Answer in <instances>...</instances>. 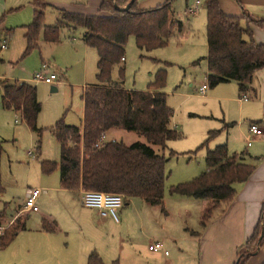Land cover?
<instances>
[{
    "label": "rangeland",
    "instance_id": "374dc122",
    "mask_svg": "<svg viewBox=\"0 0 264 264\" xmlns=\"http://www.w3.org/2000/svg\"><path fill=\"white\" fill-rule=\"evenodd\" d=\"M147 1L145 9L155 8L165 0ZM194 1L172 0L175 18L182 21L183 29L180 33L175 29L165 46L141 50L136 47L134 37L129 36L124 45V60L112 68L113 81L121 80L126 89L140 91L147 89L159 70H165L162 92L166 94V104L173 112L171 126H176L175 130L181 134L180 138L168 141L164 150L168 160L165 163L162 206H150L134 198L119 209L120 223L116 224L102 222L90 210L78 207L77 198L60 187L57 169L44 173L40 165L42 161H59V146L52 131L58 121L66 125H81L83 88L97 83L95 49L84 44V29L70 24L69 28L59 29L55 42L45 41L41 30L37 45L25 54V27L34 16L32 0H0V46L6 44L5 49L0 47V82H24L35 86L41 106L36 120L40 129L38 135L29 128L20 112L3 107L0 86V215L6 222L3 224L5 228L15 221L10 219L17 213V218L26 225V230L20 231L6 248L0 250V264H86L85 257L92 251L100 255L105 264H111L110 260L114 257L119 263V256L124 260L128 255H140L144 259L148 239L144 231L139 234L133 229V222L141 215L157 233L166 230L169 223L173 224L178 214L177 207H180V200H175L180 196L170 195V186L189 181L202 172L207 149L226 142L233 145L234 152L243 150L245 141L238 128V107L221 98L230 96L232 84H220L214 88L207 85L206 63L202 59L207 53L206 11L204 0H201L197 13L187 15L186 5ZM44 2L47 3L42 20L45 27L56 24L60 14L55 7L63 8L61 4L77 2L78 13L103 14L97 11L91 0ZM258 28L263 29L264 26ZM195 61L198 62L192 64ZM43 63L48 73L57 76L53 84L33 80V74L42 69ZM202 84L207 86L203 94L198 92ZM52 85L57 88L56 91L50 90ZM232 121L237 124L229 129L228 134L222 132L200 147L207 139L208 131L217 130L223 122ZM115 131H107L106 140L117 138ZM120 131L122 136L118 140L125 144L135 141L149 144L142 136ZM151 147L160 152L157 146ZM169 151L175 154L169 156ZM30 188H40L45 192L37 200L39 211L28 214L22 210V205ZM183 201H192V207L201 204L193 198ZM194 209H189L191 215L181 214L180 218L187 220L190 229L193 228V221L195 224L197 220L192 216L195 215ZM42 218L56 219L59 230L52 234L40 230ZM165 240L159 242L171 252L170 247L164 245ZM244 251L245 248L241 253Z\"/></svg>",
    "mask_w": 264,
    "mask_h": 264
},
{
    "label": "trees",
    "instance_id": "16d2710c",
    "mask_svg": "<svg viewBox=\"0 0 264 264\" xmlns=\"http://www.w3.org/2000/svg\"><path fill=\"white\" fill-rule=\"evenodd\" d=\"M113 1L117 4L115 8ZM130 0H102L99 11L103 14L85 15L56 8L60 18L52 27L42 24L44 0H32L34 16L25 28V54L34 48L39 32L44 40L54 42L58 31L64 26H80L84 29L83 42L97 53L96 80L83 93L81 125H66L58 121L52 128L59 146V161H42L41 170L50 173L57 169L60 187L72 192L94 190L117 193L123 203L139 198L150 206H162L165 188L164 155L167 142L181 137L171 126L172 109L166 104L162 92L166 71L159 70L146 90L126 89L121 80L113 81L114 65L123 59L124 45L133 36L141 50H153L168 43L174 30L181 23L174 18L172 0H165L155 8L138 9L133 0L127 10L123 8ZM206 10V81L209 88L234 81L240 93L250 88L254 73L264 68V44L252 40L250 25L263 27V18L225 14L218 0H204ZM243 22L245 25H243ZM248 36V39L244 37ZM198 61L193 62L196 64ZM120 68V74L122 73ZM1 100L4 108L20 112L29 128L40 134L36 120L41 110L36 87L27 83L0 82ZM118 128L145 138L151 145L135 141L125 144L121 140L103 142L110 129ZM221 129L210 130L207 139L219 135ZM2 151L0 143V152ZM175 153L169 151L168 155ZM245 153H229L226 144L207 149L204 162L206 169L193 179L172 185L169 194L207 201L201 213V225L211 216L212 210L230 203L235 197L237 183L245 182L254 167L244 161ZM25 222L16 219L0 235V250L6 248L25 230ZM41 229L53 232L54 227L43 220ZM264 237V206L259 222L245 243V251L239 252L234 264H244L261 245ZM87 264H103L100 256L92 251ZM113 264H118L115 261Z\"/></svg>",
    "mask_w": 264,
    "mask_h": 264
},
{
    "label": "crops",
    "instance_id": "0c3cea01",
    "mask_svg": "<svg viewBox=\"0 0 264 264\" xmlns=\"http://www.w3.org/2000/svg\"><path fill=\"white\" fill-rule=\"evenodd\" d=\"M157 1L158 0H156V2ZM197 1H199L197 7L192 13L189 12L188 9L194 7ZM101 2L102 0H91V3L98 8H96L97 11H99V5ZM147 2V0H137V8L141 10L145 9L148 5ZM200 2L201 0H195L192 4H187L185 7L186 14L189 16H194L199 9ZM75 4H77V2H74V4L66 3V5H61L64 6L63 9L65 8L64 10L66 11L78 13L79 10H77L78 8ZM218 4L220 9L227 15H245L251 18L264 19V0H218ZM180 23L181 27L178 33H180L183 29L182 21H180ZM64 27L69 28L68 26ZM250 37L256 43L264 44V28L260 29L256 26L252 27ZM244 38L248 39L249 37L245 36ZM204 57H202V59H204ZM123 60L124 58L122 61ZM221 84H232L231 86H233L231 87V90L229 89L230 96H223L221 98L227 102L236 104L238 107V128L241 138L245 142L243 144L244 146H242L243 150L236 153H245L244 161L253 165L254 167L251 175L245 182L234 185L236 191L234 199L228 204H221V206L215 207L212 210L211 216L205 221L204 225H201V213L207 208V201L201 199H195L201 202L199 207H192L194 206L192 201H183L190 200V198L179 197L180 199H175L180 200L178 201L180 207H177L178 214H176L177 212L175 211L176 218L173 224L168 222L170 226L166 228V230H160L158 233L151 228L149 223H147V219H144V217H141L140 215L138 220L133 222V229L138 230L139 234H142L144 231V236L148 239L144 259H142L140 255L138 257L128 255L125 256L124 260L121 256H119V263L114 257L110 260L111 264H113L115 261H117L118 264H234L238 253L243 250L245 243L259 222L261 210L264 206V68L259 69L254 73L251 79L250 88L245 93L239 92L238 85L234 81ZM87 86L88 85L84 86L83 91ZM243 95L246 97V99H243ZM251 123H255L259 128L262 129L263 136L260 138H255L251 144L247 146L246 136ZM234 124H237V122H223L221 127L222 132L228 134L229 129L232 128ZM172 128L176 129V126L172 125ZM114 129H116L115 134H117V138H113L112 140H118V138H121L122 136L120 131L121 129ZM105 141L108 140H106L104 135L103 142ZM224 144L227 145L229 153L234 152L232 144L229 145L226 142ZM205 169L206 166L202 171ZM62 190L69 193L72 197L77 198L76 203L78 204V207H84L81 204L83 190H78L77 192H72L63 188ZM133 199L134 198L129 199V202ZM190 208H195L193 212L195 215L192 216L196 217L197 219L195 224L193 221L192 229L187 226V220L180 219L182 217L181 214L186 216L191 215V211L189 210ZM86 209L90 210L92 214L102 222L110 221L116 224L120 223L119 221H114L110 217L100 215L96 209ZM29 213L30 212H28V214ZM166 215L169 216V213ZM1 216L2 215H0L1 223H6L3 221ZM18 216V213L15 214L10 219V221L18 219ZM43 220H46L51 225H53V232H48L41 229V223ZM21 221L23 220L21 219ZM40 230L50 234L57 232L59 228L56 219L42 218L40 221ZM162 239H166L165 242L167 244L164 243V245H168L171 252H168V250L164 248V250L168 252L165 255L163 251L154 252L148 249L150 243ZM90 253L91 252H89L85 257L86 264L87 257ZM103 264L105 263L103 262ZM244 264H264V237L259 248L245 260Z\"/></svg>",
    "mask_w": 264,
    "mask_h": 264
},
{
    "label": "built area",
    "instance_id": "2783aa9c",
    "mask_svg": "<svg viewBox=\"0 0 264 264\" xmlns=\"http://www.w3.org/2000/svg\"><path fill=\"white\" fill-rule=\"evenodd\" d=\"M199 1L195 3V6L189 8V12H193V10L197 7ZM1 49L6 48V44H1ZM56 79V75L54 73H48L46 71V64H42V69L33 74L34 81H41L46 84H53ZM207 89L206 85H202L199 88V93L203 94ZM243 99L246 97L243 95ZM263 136V131L259 128L255 123H251L249 125L247 136H246V144L249 146L251 142L255 138H260ZM30 154V152H29ZM45 190L40 188H31L28 190V193L25 196L22 210L26 212H37L38 204L37 200L41 194H43ZM81 204L86 208L96 209L100 215L107 216L113 219L114 221H119L118 211L123 205V196L117 193H107L102 191H94V190H85L82 192L81 196ZM5 229L3 223L0 221V235ZM148 249L151 251H163L166 255L168 252L164 250V247L161 242L154 241L149 244Z\"/></svg>",
    "mask_w": 264,
    "mask_h": 264
},
{
    "label": "water",
    "instance_id": "95a60500",
    "mask_svg": "<svg viewBox=\"0 0 264 264\" xmlns=\"http://www.w3.org/2000/svg\"><path fill=\"white\" fill-rule=\"evenodd\" d=\"M132 1H133V0H130V1H129V2H128L123 8H121V9H123V10H127V9L129 8V6H130V3H131ZM113 5H114L115 8H118V7H117V4H116L114 1H113ZM50 90H51V91H56L57 88H56L55 86L52 85V86L50 87Z\"/></svg>",
    "mask_w": 264,
    "mask_h": 264
}]
</instances>
